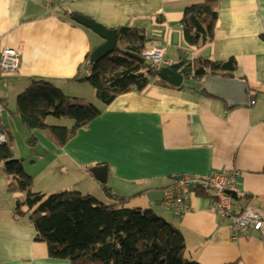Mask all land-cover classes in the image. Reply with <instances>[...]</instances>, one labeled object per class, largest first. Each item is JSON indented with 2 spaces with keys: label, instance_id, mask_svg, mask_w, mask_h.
I'll list each match as a JSON object with an SVG mask.
<instances>
[{
  "label": "crops",
  "instance_id": "obj_1",
  "mask_svg": "<svg viewBox=\"0 0 264 264\" xmlns=\"http://www.w3.org/2000/svg\"><path fill=\"white\" fill-rule=\"evenodd\" d=\"M204 1L0 0V42L20 50L22 57L19 71L0 76L1 125L14 140L15 130L28 129L17 114V98L31 78L52 81L67 95L94 103L101 113L64 145L58 144L50 130L28 129L34 139L29 142L32 169L25 155L13 149L33 176L34 190L52 193L43 191L33 172L46 158L36 151L39 143L54 155L52 161H67L70 167L63 165V171L71 168L74 176L100 186L106 198L103 202L111 204L115 199L106 194L105 183L90 171L106 164L111 190L130 197L128 204L143 199L134 207H150L176 225L185 237L188 258L203 264H264V236L252 231L234 238L232 220L220 213L214 193L192 192L191 209L180 215L162 205L164 190L176 176L237 169L244 201L264 217V0H220L213 40L189 45L182 26L185 8ZM72 12L111 29H139L148 38L145 49L165 46L166 59L173 64L183 59L226 61L234 57L235 77L247 81L254 103L230 107L223 99L203 94L197 89L201 85L193 81L180 88L152 83L142 92L122 93L106 105L87 80H78L90 74L87 57L90 54L91 60V53L104 39L68 17ZM47 124L71 129L74 122L48 117ZM8 184L2 164L0 264H71L68 259L51 257L48 244L35 239L31 212H15L24 194L9 192Z\"/></svg>",
  "mask_w": 264,
  "mask_h": 264
},
{
  "label": "trees",
  "instance_id": "obj_2",
  "mask_svg": "<svg viewBox=\"0 0 264 264\" xmlns=\"http://www.w3.org/2000/svg\"><path fill=\"white\" fill-rule=\"evenodd\" d=\"M219 1L205 0L185 8L182 26L187 44L200 46L213 40ZM75 14L69 13L68 17L73 20ZM116 30L118 43L114 52L97 62H92L89 54L86 69L90 74L78 80H87L106 105L122 93L142 92L152 83L176 87L159 76L156 66L128 55L131 52L142 56L148 41L144 32L127 26ZM170 67L184 77L178 88L191 80L208 95L203 79L207 75L235 77L237 61L234 57L226 61L183 59ZM100 113L94 103L69 96L52 81L41 78H31L17 98V114L23 124L30 130H50L59 145L66 144ZM50 116L73 120L74 125L71 129L49 125ZM33 140L31 137L30 143ZM13 149L11 143L0 145V165L9 178L8 190L24 194L17 200L15 212H31L35 239L48 244L51 257L68 259L71 264H203L186 256L185 237L176 225L150 207H130V197L115 194L107 183L102 187L115 199L111 204L79 190L51 194L34 190L33 176L26 172L23 160L15 157Z\"/></svg>",
  "mask_w": 264,
  "mask_h": 264
},
{
  "label": "built area",
  "instance_id": "obj_3",
  "mask_svg": "<svg viewBox=\"0 0 264 264\" xmlns=\"http://www.w3.org/2000/svg\"><path fill=\"white\" fill-rule=\"evenodd\" d=\"M165 46L155 44L147 47L142 57L145 61L160 69L171 66L173 63L166 59ZM22 64L20 50L3 45L0 42V76L5 73L19 71ZM254 103V101L252 102ZM2 110L0 109V118ZM0 145L8 143V136L2 128L0 120ZM241 172L237 169L231 173L216 171L209 175L199 176L183 174L173 184L166 187L162 205L175 215H180L191 209L190 194L196 190L212 192L216 195V206L221 214L232 220V235L237 238L241 234H250L256 231L264 236V217L259 214L249 203L244 201V195L238 189V177ZM243 200L241 204L239 200ZM235 206V207H234ZM238 206V208H236Z\"/></svg>",
  "mask_w": 264,
  "mask_h": 264
},
{
  "label": "water",
  "instance_id": "obj_4",
  "mask_svg": "<svg viewBox=\"0 0 264 264\" xmlns=\"http://www.w3.org/2000/svg\"><path fill=\"white\" fill-rule=\"evenodd\" d=\"M73 20L78 24L92 30L104 39V43L99 45L91 53V61L97 62L102 58L113 53L118 43V30L106 27L95 19L86 15L76 13ZM129 56L134 57L141 62H145L142 56L127 52ZM159 76L167 82L180 86L183 83L184 77L179 72L175 71L170 66H163L159 69ZM203 86L208 94L225 100L230 107L235 106H250L251 95L247 81L241 77L226 78L219 75H207L203 79ZM0 132H3L1 129ZM93 176L101 183H106L108 178V166L106 164L93 166L90 168ZM182 175L176 176L181 179Z\"/></svg>",
  "mask_w": 264,
  "mask_h": 264
},
{
  "label": "rangeland",
  "instance_id": "obj_5",
  "mask_svg": "<svg viewBox=\"0 0 264 264\" xmlns=\"http://www.w3.org/2000/svg\"><path fill=\"white\" fill-rule=\"evenodd\" d=\"M187 84H193L195 82L193 81H186ZM57 120L56 117L50 116V119ZM62 119V118H59ZM66 120H70L67 118H63ZM24 130L19 129L15 130L14 136L15 140L12 138V136H8L9 140L8 143H11L13 145V148H18L20 152L25 155L26 157V164L28 166V169H32L29 161V154L31 153L32 146H29V142L31 141L32 134L28 133V129L23 127ZM15 141V142H14ZM36 151L42 155H45L46 158L44 160V163L41 164V162L38 163L39 167L33 168V172L38 174L37 183L38 185L44 189L43 191H52V193L61 191V190H79L82 191L85 194L90 193L91 195H94L99 200L105 201L106 198L102 195L103 192L100 189V186L96 185V183H93L92 185L89 184L88 181L84 180L83 178H78L74 176L75 170H71V168L65 170H62L63 165H66L67 167H70L69 164H67V161H65V164H62L60 162V159L57 160L56 158L52 161V157L54 156L50 151H46L45 147H42L41 145L36 146ZM24 163V162H23ZM37 165V166H38ZM42 166V167H41ZM40 167L42 169H40ZM48 167V171L45 172L44 170ZM48 189V190H45ZM45 193V192H44ZM143 199H135L133 202L129 204L130 207H134L136 202H140L141 204Z\"/></svg>",
  "mask_w": 264,
  "mask_h": 264
},
{
  "label": "clouds",
  "instance_id": "obj_6",
  "mask_svg": "<svg viewBox=\"0 0 264 264\" xmlns=\"http://www.w3.org/2000/svg\"><path fill=\"white\" fill-rule=\"evenodd\" d=\"M8 136V135H7ZM9 139V138H8Z\"/></svg>",
  "mask_w": 264,
  "mask_h": 264
}]
</instances>
